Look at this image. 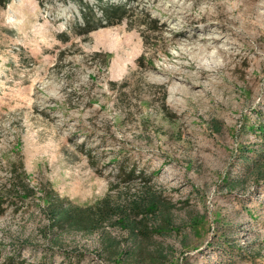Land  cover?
Returning <instances> with one entry per match:
<instances>
[{
  "label": "rangeland",
  "instance_id": "374dc122",
  "mask_svg": "<svg viewBox=\"0 0 264 264\" xmlns=\"http://www.w3.org/2000/svg\"><path fill=\"white\" fill-rule=\"evenodd\" d=\"M263 150L264 0L0 2V264H264Z\"/></svg>",
  "mask_w": 264,
  "mask_h": 264
},
{
  "label": "trees",
  "instance_id": "16d2710c",
  "mask_svg": "<svg viewBox=\"0 0 264 264\" xmlns=\"http://www.w3.org/2000/svg\"><path fill=\"white\" fill-rule=\"evenodd\" d=\"M8 0H0L1 3H5ZM114 8L110 7V5L103 8L105 18L108 20L109 24H113L114 22L111 21L112 18H118V20H121L124 17V9H116L112 10ZM121 10V11H120ZM100 20H98L99 22ZM97 26H100V24ZM95 27H88V30L85 32H89ZM264 151V150H263ZM263 156V154L261 155ZM263 157H261L262 159ZM264 160V159H262ZM241 161L249 167H251V164L253 166H257L259 164V160L252 159L249 156H242ZM261 170V169H259ZM262 171V170H261ZM27 184V183H26ZM26 184L22 179H19V181L14 184V188H21L24 189ZM11 188V187H10ZM12 189V188H11ZM13 190V189H12ZM33 191L32 189H28V186L26 187L24 194H29V192ZM19 196V195H18ZM25 196L21 195L20 198H24ZM19 198V197H18ZM150 200H145L143 196L140 197V195H137L134 199L128 201L129 204L127 206V226L130 229L131 233L133 234L134 239V247L135 250L140 251L142 241H140V234L145 232L147 226L144 225V223L139 222V212L142 210L146 213H158L161 215H164L165 218L168 219V212H171V209L168 208L167 204L160 201L157 197L154 195L149 197ZM4 197H0V212H3L4 209H2V204L5 203ZM144 207V208H143ZM98 208L97 210H99ZM45 211L48 213L49 217L52 220V228L53 230L56 229L59 230H67L68 228L71 229H77V230H86V231H94L97 227L98 219L99 217H96L94 214V210L91 208H83L80 206H75L69 202L68 199L59 197L58 195H54L51 199L48 200ZM106 213V212H105ZM142 221V219L140 220ZM157 228H160L158 226ZM59 234L55 231L53 233L51 232L50 238L47 235V239H49L51 247L57 245ZM103 239V238H102ZM107 240H104L107 243V248L110 249L113 245V240L109 238H105ZM115 255H118V253Z\"/></svg>",
  "mask_w": 264,
  "mask_h": 264
},
{
  "label": "bare ground",
  "instance_id": "6f19581e",
  "mask_svg": "<svg viewBox=\"0 0 264 264\" xmlns=\"http://www.w3.org/2000/svg\"><path fill=\"white\" fill-rule=\"evenodd\" d=\"M204 49V48H203Z\"/></svg>",
  "mask_w": 264,
  "mask_h": 264
}]
</instances>
